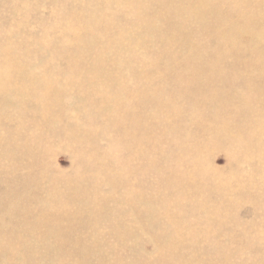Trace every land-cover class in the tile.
Segmentation results:
<instances>
[{
    "label": "rangeland",
    "instance_id": "rangeland-1",
    "mask_svg": "<svg viewBox=\"0 0 264 264\" xmlns=\"http://www.w3.org/2000/svg\"><path fill=\"white\" fill-rule=\"evenodd\" d=\"M261 58L264 0H0V264H175L176 257L185 264H264ZM99 59L106 61L104 66ZM94 68L99 72L95 69L93 75ZM102 75L117 83L108 77L103 83ZM23 82L29 83L25 91ZM94 88L101 90L95 94ZM257 94L260 97L254 98ZM137 98L143 118L138 132L153 133L154 143L132 141ZM229 99H239L245 107ZM196 101L202 104L196 107ZM172 106L177 108L173 113ZM124 114L126 121L119 117ZM213 117L219 125L234 118L233 124L245 127L229 123L236 129H228V141L221 130L199 135L198 121L209 124ZM144 149L149 151L147 160L145 154L135 156ZM36 181H42L40 186H34ZM58 219L63 221L57 223ZM44 221L47 225L40 228ZM177 237H182V252L174 255L170 252L176 248L169 240L178 241Z\"/></svg>",
    "mask_w": 264,
    "mask_h": 264
},
{
    "label": "bare ground",
    "instance_id": "bare-ground-1",
    "mask_svg": "<svg viewBox=\"0 0 264 264\" xmlns=\"http://www.w3.org/2000/svg\"><path fill=\"white\" fill-rule=\"evenodd\" d=\"M90 28H91V27H90ZM107 31H108V29H107ZM75 32H76V31H75ZM77 32H79V31H77ZM109 32H110V31H108L107 34L110 35V36H112L111 34H109ZM111 32H112V31H111ZM71 33H72V32H71ZM79 33H80V32H79ZM79 33H78V34H79ZM83 33H85V32H83ZM105 34H106V31H105ZM71 35H72L71 38H73V34H71ZM74 35H75V34H74ZM76 35H77V33H76ZM80 35H81V34H80ZM82 35H83V34H82ZM103 35H104V34H103ZM108 35H106V36H108ZM106 36H105V39L107 38ZM78 37H79V36H78ZM80 37H82V36H80ZM80 37H79L78 39H80ZM90 37H91V36H90ZM108 37H109V36H108ZM114 37H116V36H114ZM75 38H77V36H76ZM110 38H111V37H110ZM107 39L110 40L109 38H107ZM74 40L77 41V39H74ZM112 40H114V39H112ZM120 42H121V41H120ZM107 43H108V42H107ZM118 43H119V42H118ZM97 52H98V51H97ZM92 59H94V58H92ZM258 59H259V58H258ZM258 59H256V60H258ZM263 59H264V58H263ZM263 59L261 58V62L264 61ZM100 60H101V62H104V63L101 64L102 66H104L103 64H105L106 61H104V60L102 61V59H99V61H100ZM115 60H116V59H115ZM115 60H114V61H115ZM262 60H263V61H262ZM13 61H14V60H13ZM15 61H16V60H15ZM88 61L92 62V60H89V59H88ZM99 61H98V62H99ZM116 61H118V60H116ZM123 61H124V60H123ZM125 61H126V60H125ZM255 62H256V61H255ZM74 63H75V62H74ZM76 63H77V62H76ZM79 63H80V62H79ZM124 63H125V62H124ZM263 63H264V62H263ZM263 63H262L261 65H263ZM9 64H10V63H9ZM12 64H13V63H12ZM77 64H78V63H77ZM88 64H89V63H88ZM112 64H113V63H112ZM112 64H111V65H112ZM117 64H118V63H117ZM239 64H241V63H239ZM254 64H255V63H254ZM7 65H8V64H7ZM18 65H19V64H18ZM70 65H71V64H70ZM89 65H90V64H89ZM92 65H93V64H92ZM94 65H95V64H94ZM99 65H100V64H99ZM107 65H108V64H107ZM107 65H106V66H107ZM113 65H114V64H113ZM241 65H243V64H241ZM241 65H240V67H241ZM252 65H253V64H252ZM261 65H260V66H261ZM12 66H13V65H12ZM67 66H68V65H67ZM76 66H77V65H76ZM79 66H80V65H79ZM79 66H77V67H79ZM97 66H98V65H96L95 67H97ZM102 66H101V67H102ZM106 66H105V69H106ZM108 66H109V65H108ZM80 67H82V68H86L85 66H80ZM90 67H91V65L89 66V68H90ZM243 67H245V66H243ZM261 67H262V66H261ZM261 67H259V70H260ZM12 68H14V67H12ZM68 68H69V67H67V69H68ZM82 68H81V69H82ZM89 68H88V70H90ZM98 68H99V67H98ZM98 68H97V69H96V68L93 69V70H94L93 73H92L93 75L96 74L95 69H96V71H97ZM111 68H112V67H111ZM138 68H139V67H138ZM248 68H250V67H248ZM86 69H87V68H86ZM245 69H247V68H245ZM6 70H7V69H6ZM14 70H15V69H14ZM68 70H69V69H68ZM70 70H71V68H70ZM76 70H77V69H76ZM76 70H75V71H76ZM103 70H104V69H103ZM91 71H92V70H91ZM205 71H206V70H205ZM13 72H14V71H13ZM94 72H95V73H94ZM97 72H99V71H97ZM101 72H103V71L101 70ZM104 72H106V71L104 70ZM104 72H103V73H104ZM80 73H81V72H80ZM83 73H84V72H82V74H83ZM87 73H89L88 76H90V72L88 71ZM99 74H100V73H99ZM85 75H86V74H85ZM104 75H105V73H104ZM104 75H102V76L105 77ZM36 76H38V75H36ZM82 76H83V75H82ZM86 76H87V75H86ZM86 76H84V77H86ZM88 76H87L86 78H88ZM102 76H101V78H102ZM147 76H148V75H147ZM16 77H17V76L15 75V78H16ZM44 77H45V76H44ZM84 77H83V78H84ZM91 77H92V76H91ZM95 77L97 78V77H99V75H97V76L95 75ZM107 77H108V76H107ZM107 77L103 78L101 81H103L104 79H107ZM110 77H113V75H110ZM114 77H115V76H114ZM116 77H117V76H116ZM15 78H14V79H15ZM17 78H18V77H17ZM28 78H29V77H28ZM38 78H39V77H38ZM81 78H82V77H81ZM93 78H94V77H93ZM96 78H95V79H96ZM108 78H109V77H108ZM30 79H31V78H30ZM34 79H35V77H34ZM34 79L32 78V81H33ZM98 79H99V78H98ZM110 79H111V78H109V80H110ZM18 80H19V79H18ZM26 80H27V79H26ZM28 80H29V79H28ZM28 80H27V81H28ZM36 80H37V79H36ZM38 80H40V79H38ZM53 80H54V79H53ZM96 80H97V79H96ZM112 80H114V79H111L110 81H112ZM222 80H223V79H222ZM222 80H221V81H222ZM227 80H229V79L227 78ZM16 81H17V80H16ZM21 81H22V80L20 79V82H19V81H18V82H19V83H22ZM42 81H43V80H42ZM46 81H49V83H50V81H52V79L50 80V79H48V77H47V80H46ZM99 81H100V80H99ZM101 81H100V82H101ZM107 81H108V80H107ZM110 81H108V82L110 83ZM118 81H120V80H118ZM215 81H216V80H215ZM34 82H35V81H34ZM43 82H45V81H43ZM104 82H106V81L104 80L103 83H104ZM108 82H107V85L109 84ZM122 82H125L124 79L122 80ZM146 82H147V81H145V83H146ZM217 82L219 83V80H218ZM223 82H225V81L223 80ZM227 82H228V81H227ZM23 83H24V82H23ZM46 83H47V82H46ZM49 83H47L48 86H47V84H46V86L48 87V88H47L48 90H49ZM103 83H102V84H103ZM112 83H117V82L112 81ZM112 83H111V84H112ZM25 84H26V83H24L23 85L25 86ZM33 84H34V83H33ZM35 84H36V82H35ZM39 84H40V82H39ZM105 84H106V83H105ZM105 84H104V85H105ZM146 84L148 85V83H146ZM146 84H145V85H146ZM223 84H224V83H223ZM241 84H242V83H241ZM244 84H245V82H244ZM16 85H17V84H16ZM16 85H15V86H16ZM21 85H22V84H21ZM21 85H20V86H21ZM23 85H22V86H23ZM28 85H29V83H28L26 86H28ZM104 85H103V86H104ZM113 85H115V84H113ZM113 85H111V86H113ZM150 85H151V84H150ZM152 85H153V84H152ZM196 85H197V84H196ZM196 85H195V88H196ZM242 85H243V84H242ZM246 85H247V84H245V87H246ZM26 86H25L24 88H26ZM31 86H32V85H30L29 88H31ZM34 86H35V85H34ZM43 86H45L44 83L42 84V87H43ZM65 86H66V85H65ZM65 86H63V87H65ZM109 86H110V85H108V87H109ZM115 86H116V85H115ZM143 86H144V85H143ZM182 86H183V85H182ZM187 86H188V85H187ZM247 86H248V85H247ZM255 86H256V85H255ZM3 87H4V86H2V88H3ZM51 87H52V86H51ZM51 87H50V88H51ZM104 87H105V86H104ZM104 87H101V88H104ZM108 87H106V88H108ZM144 87L146 88V86H144ZM151 87H153V86H151ZM183 87H184V86H183ZM190 87H192V86H189L188 88H190ZM199 87H200V85H199ZM238 87H239V86H238ZM252 87H254V86H251V88H252ZM2 88H1V89H2ZM21 88H22V87H21ZM24 88H23V89H24ZM27 88H28V87H27ZM27 88L24 89V91L27 90ZM34 88H35V87H34ZM36 88H37V87H36ZM39 88H40V86H39ZM52 88H55V90H56L57 87H52ZM58 88H59V86H58ZM58 88H57V89H58ZM184 88H185V87H184ZM188 88H187V89H188ZM192 88L194 89V84H193V87H192ZM249 88H250V87H249ZM3 89H4V88H3ZM23 89H22V90H23ZM43 89H46V88H43ZM43 89H42L41 91H43ZM59 89H61V87H60ZM97 89H98V88H97ZM97 89L94 88L95 91H94V90H92V91H94V93L96 94V91H98ZM143 89H144V88H143ZM150 89H151V88H150ZM187 89H186V90H187ZM259 89L261 90L262 88H259ZM5 90H6V88H5ZM22 90H21V91H22ZM37 90H38V89H35L36 93H37ZM48 90H47V93H46V94L44 93L45 95L48 94ZM61 90H62V89H61ZM90 90H91V89H90ZM90 90H89V91H90ZM100 90H101V89H100ZM100 90H99V91H100ZM104 90H105V88H104ZM144 90H145V89H144ZM147 90H148V88H147ZM186 90H184V91H186ZM189 90H190V89H188L187 91H189ZM254 90L257 91V90H258L257 87H255ZM30 91H31V89L28 90V92H30ZM44 91H45V90H44ZM44 91H43V92H44ZM99 91H98V92H99ZM102 91H103V90H102ZM108 91H109V90H108ZM135 91H137V90H135ZM148 91H149V90H148ZM148 91H147V92H148ZM151 91H152V90H151ZM195 91H198V90L196 89ZM209 91H210V90H209ZM209 91H208V93H209ZM232 91H233V90H232ZM0 92H3V90L0 91ZM26 92H27V91H26ZM31 92H33V90H32ZM31 92H30V94H31L30 96L33 95ZM55 92L57 93V91H55ZM58 92H61V91L59 90ZM144 92H145V91H144ZM192 92H193V91H192ZM213 92H214V91H213V89H212V94H213ZM228 92H229V91H228ZM228 92H227V93H228ZM263 92H264V91H263ZM4 93H5V92H4ZM41 93H42V92H41ZM41 93H40V94H41ZM89 93H90V92H89ZM89 93H88V94H89ZM151 93H152V92H151ZM216 93H217V92H216ZM216 93H215V94H216ZM231 93H232V92H231ZM231 93L229 92L228 94H231ZM240 93H242V92H240ZM240 93H239V94H240ZM243 93H244V91H243ZM2 94H3V93H2ZM5 94H8V92L5 93ZM5 94H4V96H5ZM26 94H28V93H26ZM90 94H91V93H90ZM92 94H93V93H92ZM92 94H91V95H92ZM95 94H93V95H95ZM98 94L100 95V93H98ZM98 94H97L96 96H98ZM102 94H103V93H102ZM104 94H105V93H104ZM152 94H153V93H152ZM152 94H151V96H150L151 100H153V97H152V96H154V95H152ZM204 94L207 95L206 92H205ZM210 94H211V93H210ZM218 94H219V96H220V95H222L223 93H222V94L218 93ZM218 94H217V95H218ZM232 94H233V93H232ZM244 94L246 95V92H245ZM250 94H251V93H250ZM0 95H1V94H0ZM42 95H43V93H42ZM148 95H149V94H148ZM236 95H237V94L235 93L234 96H236ZM240 95H241V94H240ZM252 95H254V94H251L250 96H252ZM257 95H258V96H257V97L255 96L254 98H259V97L261 96V98L264 99V97L262 96V95H264V94H262V95L257 94ZM259 95H260V96H259ZM18 96H19V95H18ZM35 96H36V94H35ZM59 96H60V93H59ZM102 96H103V95H102ZM102 96H101V98H102ZM105 96H106V95L103 96V99H104ZM114 96H115V95H114ZM212 96H213V97H216V96H214V94H213ZM228 96H229V95H228ZM228 96H227V99H228ZM238 96H239V95H238ZM241 96H242V95H241ZM241 96H239V97H241ZM1 97H3V95H2ZM27 97H28V99L31 98V97H29V95H28ZM27 97H26V98H27ZM99 97H100V96H99ZM106 97H108V96H106ZM140 97H141V98H145V99L148 98V96H147L146 94H142ZM155 97H156V96H155ZM213 97H211V98H213ZM230 97H231V98H230ZM230 97H229V98H230L231 100H233V98L235 99V97H233V98H232V96H230ZM236 97H237V96H236ZM239 97H238V98H239ZM9 98H10V97H9ZM19 98H20V97H19ZM243 98H244V96H242V99H243ZM24 99H25V98H24ZM106 99H107V98H106ZM199 99H200V98H199ZM201 99H203V98H201ZM204 99H205V98H204ZM204 99H203V100H204ZM227 99H226V100H227ZM230 99H229V103L231 102ZM240 99H241V98H240ZM242 99H241V100H242ZM244 99H246V98H244ZM244 99H243V101H244ZM1 100H3V98H2ZM1 100H0V101H1ZM26 100H27V99H26ZM29 100H30V99H29ZM108 100H110V98H108ZM108 100H107V101H108ZM138 100H139V98H137L136 101L133 102V110H134V112H133V117H134V118H133L134 132H133V136L131 137V138H132V141H133L134 144H137V143L142 142L141 140H143V139H144V140H148V141H150V142H153V141H154L153 133H150V134H142V133H139V132H138V127H137V126H139V125L143 122V118H142V116H141L140 113H139V112H140V103L138 102ZM151 100H150V101H151ZM236 100H237V101H236ZM236 100H234V101L237 102V105H238V106L241 105V107H242L243 104H241V102L243 103V101H241L240 104H239V103H238V102H239V99H236ZM247 100H249V99H247ZM250 100H251V99H250ZM261 100H262V99H261ZM52 101H53V100H52ZM113 101H114V99H113ZM148 101H149V100H148ZM153 101H154V100H153ZM155 101H156V100H155ZM157 101H158V100H157ZM206 101H207V99H206ZM234 101H233V103H232V102H231V103L234 104V103H235ZM252 101L254 102V100H252ZM10 102H11V101H10ZM105 102H106V101H105ZM105 102H103V103H105ZM158 102H159V101H158ZM160 102H161L162 104H164L163 101H160ZM213 102H216V101H213ZM244 102H246V101H244ZM46 103H48V102H46ZM49 103H50V102H49ZM191 103H192V105H195L193 102H191ZM217 103H219V102H216V104H217ZM260 103H261V102H260ZM0 104H1V103H0ZM22 104H23V103H22ZM168 104H169V103H168ZM168 104H166V105L168 106ZM170 104H171V103H170ZM196 104H197V101H196ZM201 104H202L201 101H199V104H197L196 107H197L198 105H201ZM203 104H204V103H203ZM219 104H222V103H219ZM254 104H256V103H254ZM262 104H263V103H262ZM48 105H49V104H48ZM101 105H102V106H101ZM101 105H100V106L98 105L99 107L97 106L96 108L98 109V108H101V107L104 106V104H101ZM108 105H109V104H108ZM112 105H114V104H112ZM112 105H111V106H112ZM120 105H121V104H120ZM149 105H150V104H149ZM152 105H154V104H152ZM172 105H173V104H172ZM207 105H208V103H207ZM207 105H206V107H207V110H208V106H209V105H208V106H207ZM210 105H211V104H210ZM212 105H213V104H212ZM248 105H249V104H248ZM257 105H258V104H257ZM105 106H106V103H105ZM167 106H165V107H167ZM216 106H217V105H216ZM231 106H232V105H231ZM235 106H236V105H235ZM258 106H260V105H258ZM115 107H116V106H115ZM152 107H153V106H152ZM157 107L160 108V107H159V104H158ZM170 107H171V106H170ZM172 107H173V106H172ZM174 107H175V106H174ZM174 107L171 108V111H172V109H174ZM196 107H195V108H196ZM202 107H203V105H202ZM202 107L200 108V106H199L200 110H204V109H202ZM206 107H205V108H206ZM241 107H240V108H241ZM243 107H245V105H244ZM243 107H242V108H243ZM109 108L113 110L114 107H109ZM158 108H157V109H158ZM161 108H163V106H162ZM175 108H176V107H175ZM191 108H193V107H191ZM209 108H210V107H209ZM260 108H261V107H260ZM41 109H42V108H40V110H41ZM105 109H107V108L105 107ZM152 109H153V108H152ZM157 109H156V107H155V111H153V112H156ZM176 109H177V108H176ZM220 109H221V108H218V110H220ZM222 109H223V108H222ZM222 109H221V111H222ZM228 109H230V108H228ZM245 109H246V108H245ZM112 110H111V111H112ZM164 110H166V109H164ZM164 110L161 109V110H158V111L160 112V111H164ZM192 110H193V109H192ZM207 110H205V111H207ZM209 110H210V109H209ZM209 110H208V111H209ZM223 110H224V109H223ZM231 110H234V109L231 108ZM237 110H240V109H237ZM237 110H236V111H237ZM158 111H157V112H158ZM174 111H176V110H174ZM174 111H172V113H173ZM181 111H183V110H181ZM205 111H203L202 113L205 114ZM210 111H211V110H210ZM212 111H213V110H212ZM216 111H217V110H216ZM216 111H215V109H214V111L211 112V114L214 113V116H215ZM241 111H242V109H241ZM260 111H261V109H260ZM262 111H264V110H262ZM41 112H43V110H42ZM41 112H40V115H41ZM44 112H45V110H44ZM46 112H47V111H46ZM46 112H45L44 114H46ZM159 112H158V113H159ZM167 112H168V111H167ZM178 112H179V109H178ZM219 112H220V111H219ZM219 112H218V114L221 113V112H220V113H219ZM224 112L226 113V112H228V110H227V111H224ZM234 112H235V110H234ZM248 112H249V111H248ZM3 113H4V111H3ZM187 113H188V111H187ZM197 113H198V112H197ZM200 113H201V111H200ZM225 113H224V114H225ZM230 113H233V112H230ZM238 113H239V112H237V113H235V114L238 115ZM253 113H255V112H253ZM256 113H257V112H256ZM258 113H260V112L258 111ZM156 114H157V113H156ZM180 114H181V113H180ZM180 114H179V115H180ZM204 114H202V116H203ZM216 114H217V113H216ZM243 114H244V113H242V117H243ZM7 115H8V114H7ZM35 115H37V114H35ZM177 115H178V114H177ZM184 115H185V114H184ZM237 115H235V116H236V119H237V118H241V119H243L242 117H237ZM239 115H241V112H240ZM239 115H238V116H239ZM261 115H262V114H261ZM37 116H38V115H37ZM45 116H46V115H45ZM158 116H159V115H158ZM167 116H169V115H167ZM232 116L235 117L234 114H233ZM250 116H251V115H250ZM263 116H264V115H263ZM263 116H262V118H263ZM119 117H121L123 120L126 121V119H124V118H125V114H124V115H121V116H119ZM196 117H197V116H196ZM209 117H210V116H209ZM224 117H225V116H224ZM224 117H223V119H224ZM228 117H229V116H228ZM258 117H259V116H258ZM258 117H257V118H258ZM115 118H116V117H115ZM182 118H183V117H182ZM214 118H215V117H213L212 120H210V118L208 119V120L211 121V122L209 121V122H210L209 124H207V123H206V124H203V123H202L203 120H202L201 122H199L198 120L195 119V121H198V124H199V125L197 126V128H198L199 131H200V132H199V135H205V134L208 133L207 131H210V132L214 133L215 130H221V131H223L224 133L226 132V134H227V135H225V134H220V135H225V136H226V137L223 136V137L227 138L226 141H228V139H231L230 137H229V138L227 137V136H228V132H229V130L232 131V127H234V126L237 127V126H238V125H237L238 123H236V125H235V123L233 124V120H234V118H233L232 121L229 119V120L231 121V122L229 121V123H232V124L234 125V126H232V127H230V125H232V124L229 125V123H228V124L225 123V125H224V123H223L222 125H219L218 123H216L217 121H216V122L214 121ZM216 118L218 119L219 117L216 116ZM221 118H222V117H221ZM225 118H226V117H225ZM230 118H231V117H230ZM253 118H254V117H253ZM258 119H259V118H258ZM2 120H3V118H2ZM35 120H37V119H35ZM192 120H193V117H192ZM200 120H201V119H200ZM220 120H221V119H220ZM220 120H219V123H221ZM253 120H254V119H253ZM256 120H257V119H256ZM263 120H264V119H263ZM263 120H262V121H263ZM17 121H19V120H16V123H17ZM31 121H33V119L30 120L29 122H31ZM37 121H38V120H37ZM42 121H43V120H42ZM105 121H106V120H105ZM107 121H108V120H107ZM112 121H113V120H111L110 122H112ZM159 121H160V120H159ZM163 121H164V119H163ZM163 121H161V123H162ZM187 121H188V120H187ZM193 121H194V120H193ZM204 121H205V122H208L207 120H204ZM212 121H213V122H212ZM223 121H224V120H223ZM254 121H255V120H254ZM260 121H261V119H260ZM262 121H261V122H262ZM2 122H3V121H2ZM4 122H5V120H4ZM19 122H21V121H19ZM40 122H41V121H40ZM43 122H44V121H43ZM114 122H115V120H114ZM169 122H170V121H169ZM169 122H168V125L170 124ZM179 122H180V120H179ZM185 122H186V121H185ZM246 122H247V121H246ZM246 122H244L243 125H244ZM21 123H22V122H21ZM33 123H35V122H33ZM33 123H32V124H33ZM37 123H38V122H36V124H37ZM106 123L108 124L109 122H106ZM106 123H105V124H106ZM165 123H166V122H165ZM182 123H183V122H182ZM193 123H194V122H193ZM196 123H197V122H196ZM196 123H195V124H196ZM211 123H212V124H211ZM241 123H242V122H241ZM22 124H23V123H22ZM22 124H21V127H22ZM32 124H31V125H32ZM107 124H106V125H107ZM111 124H112V123H111ZM113 124H114V123H113ZM115 124H116V123H115ZM189 124H191V121H190ZM239 124H240V122H239ZM257 124H258V123H257ZM1 125H2V124H1ZM18 125H19V124H18ZM24 125H25V124H24ZM28 125H29V124H28ZM34 125H35V124H34ZM109 125H110V124H109ZM171 125L174 126V123H173V124L171 123ZM171 125H170V127H172ZM178 125H179V124H178ZM178 125H177V127H178ZM185 125H186V123H185ZM185 125H183V126H185ZM192 125H193V124H192ZM218 125H219V126H218ZM261 125H262V124H261ZM107 126H108V125H107ZM161 126H162V124H161ZM166 126H167V123H166ZM186 126H188V125H186ZM228 126H229V127H228ZM240 126H241V125H240ZM240 126H238V127L240 128ZM21 127H20V128H21ZM115 127H116V126H115ZM179 127L181 128V126H179ZM238 127H237V128H238ZM241 127H242V126H241ZM244 127H245V126H244ZM244 127H242V129H244ZM253 127H254V126H253ZM262 127H263V126H262ZM111 128H112V125H111ZM165 128H167V127H165ZM189 128H190V127H189ZM234 128H235V127H234ZM255 128H256V127H255ZM0 129H1V128H0ZM139 129H140V128H139ZM186 129H187V128H186ZM186 129H185L184 132L188 131V130H186ZM228 129H229V130H228ZM235 129H236V128H235ZM240 129H241V128H240ZM253 129H254V128H253ZM256 129H257V128H256ZM168 130H169V133H172V134H173V132H170V129H168ZM191 130H193V129H191ZM191 130H189V131H191ZM245 130H246V129H245ZM254 130H255V129H254ZM254 130H252V131H254ZM258 130H261L260 127H259V129H257V132H258ZM165 131H166V130H165ZM173 131H174V130H173ZM176 131H177V130H176ZM195 131H196V129H195ZM195 131L193 130V133H194ZM231 131H230V132H231ZM239 131H240V130H239ZM239 131H237V132H239ZM167 132H168V131H167ZM177 132H178V131H177ZM216 132H217V131H216ZM216 132H215V133H216ZM223 132H222V133H223ZM233 132H234V130H233ZM233 132H232V135L230 134V136H233V135H234L235 132H234V133H233ZM237 132H236V133H237ZM240 132H241V131H240ZM257 132H256V133H257ZM1 133H2V132H1ZM23 133H25V132H23ZM157 133H158V132H157ZM178 133H179V132H178ZM195 133H196V132H195ZM219 133H220V132H219ZM246 133H247V132H246ZM252 133H253V132H252ZM252 133H251V134H252ZM260 133H263V131H261ZM260 133H259V135H260ZM39 134H40V133H39ZM121 134H122V133H121ZM124 134H125V133H124ZM139 134H142V135H139ZM164 134H165V133H164ZM174 134H175V133H174ZM182 134H183V133H182ZM182 134H180V135L178 136L179 141H182V139L179 138ZM216 134H217V133H216ZM22 135H23V134H22ZM127 135H129V134H127ZM166 135H167V134H166ZM192 135H193V134H192ZM207 135H208V134H207ZM247 135H248V134H247ZM253 135H254V133H253ZM261 135H262V134H261ZM23 136H24V135H23ZM36 136H37V135H36ZM36 136H35V138H36ZM154 136H155V135H154ZM185 136L188 137L187 134H186ZM215 136L217 137V135H215ZM237 136H238V137H239V136L241 137L242 134H240V135H239V134H238V135L236 134V137H237ZM255 136H256V135H255ZM263 136H264V134H263ZM263 136H262V137H263ZM120 137H121V136H120ZM123 137H124V139H125L126 136H123ZM129 137H130V136H129ZM176 137H177V136H176ZM204 137H205V136H204ZM211 137H212V136H211ZM221 137H222V136H221ZM249 137H252V136H249ZM256 137H257V136H256ZM17 138H18V136H17ZM38 138H39V137H38ZM118 138H119V137H118ZM118 138H117V140H118ZM166 138H167V137H166ZM166 138H165L164 142L166 141ZM181 138H182V137H181ZM194 138H195V137H194ZM201 138H202V137H201ZM218 138H219V137H218ZM245 138H246V137H245ZM23 139H24V138H23ZM127 139H128V138H127ZM127 139H126V140H127ZM156 139H157V138H156ZM168 139H169V138H168ZM174 139H176V138L174 137ZM185 139H186V138L184 137V140H185ZM189 139H190V138H189ZM192 139H193V137H192ZM192 139H190V140H192ZM202 139H203V138H202ZM210 139L212 140V138H210ZM210 139H209V140H210ZM219 139H220V138H219ZM253 139H254V138H253ZM257 139H258V138H257ZM257 139H256V140H257ZM262 139H263V138H262ZM120 140H121V138H120ZM126 140H125V141H126ZM207 140H208V139H207ZM213 140H214V138H213ZM213 140H212V142H213ZM216 140H217V141H222V140H224V139L218 140V139L216 138L215 141H216ZM239 140L241 141V139L238 138V141H239ZM244 140H245V139H244ZM250 140H251V139H250ZM258 140H259V139H258ZM258 140L256 141L257 143H258ZM260 140H261V138H260ZM3 141H4V140H3ZM156 141H157V140H156ZM203 141H204V140H203ZM226 141H224V142H226ZM236 141H237V140H236ZM236 141H235V142H236ZM240 141L238 142V144L240 143ZM117 142H118V141H117ZM128 142H129V141H128ZM166 142H167V141H166ZM193 142H194V141H193ZM207 142H208V141H207ZM224 142H223V143H224ZM229 142H230V141H229ZM233 142H234V141H233ZM242 142H243V141H242ZM248 142H249V141H248ZM259 142H261V141H259ZM133 143L130 142L131 145H132ZM142 143H143V142H142ZM142 143H141V145H142ZM145 143H146V141H145ZM147 143H149V142H147ZM153 143H154V142H153ZM160 143H161V142H160ZM170 143H171V142H170ZM209 143H211V142H209ZM214 143H215V142H214ZM250 143H252V142H250ZM124 144H125V143H124ZM155 144H156V143H155ZM167 144L169 145V143H167ZM179 144H180V143H179ZM193 144H195V143H193ZM212 144H213V143H212ZM228 144H229V143L227 142V145H228ZM235 144H237V142H236ZM125 145L127 146V144H125ZM137 145H138V144H137ZM143 145H144V143H143ZM168 145H167V146H168ZM195 145H197V144H195ZM198 145H199V144H198ZM198 145H197V146H198ZM202 145H203V144H202ZM207 145H208V144H207ZM227 145H226V147H227ZM128 146H129V145H128ZM147 146H148V145H147ZM154 146H156V145H154ZM157 146H158V145H157ZM157 146H156V148H157ZM169 146H172V144L169 145ZM191 146H192V145H191ZM214 146H215V145H214ZM218 146H219V145H218ZM222 146H223V145H222ZM224 146H225V145H224ZM254 146L256 147L255 144H254ZM139 147H140V145H139ZM145 147H146V146H145ZM159 147H161V146H159ZM164 147H165V146H164ZM203 147H204V146H203ZM228 147H229V146H228ZM260 147H261V145L259 146V148H260ZM137 148H138V147H137ZM150 148H152V147H150ZM162 148H163V145H162ZM162 148H160V149H162ZM165 148H166V147H165ZM192 148H193V147H192ZM195 148H196V147H195ZM201 148H202V147H201ZM216 148H217V147H216ZM259 148H258V149H259ZM263 148H264V147H263ZM1 149H2V148H1ZM1 149H0V150H1ZM141 149H142V148H141ZM152 149H153V148H152ZM152 149H150V150H152ZM163 149H164V148H163ZM166 149H167V148H166ZM176 149H178V148H176ZM186 149H187V148H186ZM198 149H199V148H198ZM255 149L258 151L257 148H255ZM261 149H262V148H260L259 152L261 151ZM148 150H149V148H148ZM148 150H147V149H144V150H141V151H138V150H137V151H135V153L138 152V155L136 154L135 156H137V157L140 158V157H142V156L144 157V156L146 155V156H145V159L147 160V158H148V157H147V154L149 153ZM153 150H156V149H153ZM172 150H174V149H172ZM178 150H179V149H178ZM178 150H177V151H178ZM199 150H200V149H199ZM199 150H198V151H199ZM145 151H146V152L148 151V153L146 154ZM168 151H169V149H168ZM177 151H176V152H177ZM179 151H181V150H179ZM190 151H191V150H190ZM190 151H189V153L191 154ZM198 151L196 150L197 153L200 152V151H199V152H198ZM202 151H204V150H202ZM94 152H95V154H96V151H94ZM141 152L143 153L142 155L139 154V153H141ZM156 152H157V151H156ZM164 152H165V149H164ZM169 152H170V151H169ZM193 152H194V151L192 150V153H193ZM254 152H255V151H254ZM259 152H257V154H255V155H258ZM261 152H263V153H260V155H261V154L264 155V151H261ZM92 153H93V152H92ZM98 153H99V152H98ZM150 153H152V151H151ZM178 153H179V152H178ZM178 153H177V154H178ZM181 153H182V151H181ZM185 153H186V152H185ZM185 153H183V154H185ZM189 153H188V154L186 153V155H189ZM204 153H205V152H204ZM252 153H253V152H252ZM93 154H94V153H93ZM99 154H100V153H99ZM144 154H145V155H144ZM162 154H166V153H162ZM162 154H161V155H162ZM171 154H172V153H171ZM253 154H254V153H253ZM96 155H97V154H96ZM139 155H140V156H139ZM173 155H174V154H173ZM191 155H192V154H191ZM263 155H261V156L263 157ZM148 156H149V155H148ZM175 156H176V155H174V157H175ZM192 156H193V155H192ZM146 157H147V158H146ZM153 157H154V156H153ZM156 157H157V156H156ZM161 158H162V156H161ZM175 158H176V157H175ZM177 159H178V157H177ZM177 159H176V160H177ZM154 161H155V160H154ZM154 161H153V162H154ZM154 163H155V162H154ZM156 163H157V162H156ZM158 164H159V163H158ZM26 165H27V164H26ZM159 166H160V165H159ZM154 167H155V166H154ZM156 167H158V166H156ZM0 168H1V167H0ZM3 168H4V167H3ZM26 168H27V166H26ZM124 168H125V167H124ZM128 168H129V167H128ZM5 169H6V168H5ZM176 169H177V168H175V172H176ZM28 170H29V169H28ZM5 171H7V170H5ZM26 171H27V170H26ZM177 171H178V170H177ZM172 172H174V171L172 170ZM179 172H180V171H179ZM179 172H178V173H179ZM2 173H3V172H2ZM29 173H30V172H29ZM169 173H170V172H169ZM174 174H175V173H174ZM181 174H182V173H181ZM181 174H179V175L181 176ZM10 175H11V174H10ZM179 175L177 176V179H178ZM60 176H61V175H60ZM162 178H163V177H162ZM181 178H182V176H181L180 179H178V180L181 181ZM164 179H165V178H164ZM42 180H43V179H42ZM169 180H170V179H169ZM174 180H176V179H174ZM174 180H173V181H174ZM178 180H176V181H178ZM122 181H123V180H122ZM159 181L161 182L160 179H159V180H156V183H160ZM41 182H42V181H36V182H34V186H36V187L40 186ZM119 182H121V181H119ZM124 182L126 183V180H124ZM169 182H170V181H169ZM174 182H175V181H174ZM111 183H112V182H111ZM129 183H130V182H129ZM138 183H139V181H138ZM146 183H147V182H146ZM152 183H153V182H152ZM164 183H165V180H164ZM164 183L162 182V184H164ZM112 184H113V183H112ZM153 184H154V183H153ZM167 184H168V183H167ZM127 185H129L128 182H127ZM139 185H140V184H139ZM156 185H159V184H156ZM122 186H124V185L122 184ZM153 186H154V185H153ZM168 186H170V185H168ZM93 188H95V187H93ZM121 188H122V187H121ZM159 188H160V186H159ZM162 188H163V187H162ZM124 189H125V188H124ZM156 189H157V188H156ZM160 189H161V188H160ZM94 191H95V190H94ZM93 194H94V193H93ZM176 195H177V194H176ZM176 195H175V196H176ZM93 197H95V196H93ZM93 197L91 198L92 200H93ZM171 197H172V196H171ZM95 198H96V197H95ZM172 198H174V197H172ZM97 199H98V198H96V200H97ZM114 199H115V198H114ZM96 200H95V201H96ZM101 200H103V199H101ZM117 200H118V199H117ZM119 200H120V199H119ZM119 200H118V201H119ZM122 200H125V199H122ZM122 200H121V201H122ZM104 201H105V200H104ZM108 201H110V200L108 199ZM115 201H116V199L114 200V202H115ZM168 201H169V200H168ZM170 201H171V200H170ZM170 201H169V202H170ZM173 201L175 202V199H174ZM160 202H161V204H162V201H160ZM163 202H164V201H163ZM169 202H168V203H169ZM96 203H97V202H96ZM100 203H101V202H100ZM105 203H106V202H105ZM164 203H165V202H164ZM164 203H163V204H164ZM172 203H173V202H172ZM172 203H171V204H172ZM103 204H104V203H103ZM156 204H157V203H156ZM166 204H167V203H166ZM99 205H100V204H99ZM167 213H168V212H167ZM163 214L166 215V212L163 213ZM40 215H41V214H40ZM46 215H48V214H46ZM167 215H169V213H168ZM167 215H166V216H167ZM26 216H27V215H26ZM29 216H31V215L29 214ZM42 216H43V214L41 215V217H42ZM160 216H161V215H160ZM174 216H175V215H174ZM8 217H9V216H8ZM41 217H40V218H41ZM44 217H46V216H44ZM44 217H43V218H44ZM59 217H60V216H59ZM169 217H170V216H169ZM24 218H25V216H24ZM49 218H50V217H49ZM55 218H57V217H55ZM47 219H48V218H47ZM47 219H45V220L47 221ZM62 219H63V218H62ZM62 219H60V220H62ZM165 219H166V218H165ZM10 220H11V217H10ZM50 220H51V219H50ZM60 220L58 219V220H56V222L59 223ZM40 221H42V219H41ZM48 221H49V220H48ZM54 221H55V220H54ZM58 221H59V222H58ZM62 221H63V220H62ZM49 222H50V221H49ZM119 222H120V221H119ZM119 222H117V223H119ZM39 223H41V222H39ZM39 223H38V224H39ZM44 223H46V222L44 221ZM61 223H62V222H61ZM117 223H116V224H117ZM120 223H121V222H120ZM166 223H167V222H166ZM166 223H165V224H166ZM171 223H172V222L170 221V225H171ZM32 224H34V223H32ZM62 224H63V223H62ZM177 224H178V223H177ZM39 225H40V224H39ZM39 225H38V227H39ZM45 225H47V223H46V224H43V222H42V226H40V228H42V227L44 228ZM59 225H61V224H59ZM63 225H64V224H63ZM114 225H115V224H114ZM120 225H121V224H120ZM168 225H169V223H168ZM170 225H169V226H170ZM175 225H176V224H175ZM32 226H33V225H32ZM172 226H173V225H171V227H172ZM177 226H178V225H176V227H177ZM38 227H37V228H38ZM47 227H48V226H47ZM35 228H36V227H35ZM187 228H188V226H187ZM56 229H57V228H56ZM94 229H95V228H94ZM172 229H173V227H172ZM174 229H175V228H174ZM174 229H173L171 232L175 234V230H174ZM95 230H96V229H95ZM178 230H180L179 227H178ZM42 231H43V230H42ZM58 231H59V230H58ZM58 231L56 230V231H55V234H57ZM167 231H168V230H167ZM173 231H174V232H173ZM188 231H190V230H188ZM43 232H44V231H43ZM45 232H46V230H45ZM92 232L94 233V231H92ZM97 232H98V231H97ZM97 232H96V233H97ZM157 232L159 233V231H157ZM160 232H161V231H160ZM190 232H191V231H190ZM190 232H189V233H190ZM193 232H195V231H193ZM40 233H41V232H40ZM96 233H95V235H96ZM179 233H180V232H179ZM61 234H63V233H61ZM70 234H72V233H70ZM159 234H160V233H159ZM177 234H178V232H177ZM186 234H187V233H186ZM57 235H58V237L60 236L59 232H58ZM63 235H64V234H63ZM90 235H91V234H90ZM90 235H89L88 237H90ZM95 235H94V236L92 235L91 237H92V238H93V237L95 238ZM100 235H101V234H100ZM179 235H181V233H180ZM188 235H189V234H188ZM259 235H260V234H259ZM50 236H51V235H50ZM53 236H55V235L53 234ZM64 236H65V235H64ZM98 236H99V235H98ZM102 236H103V235H102ZM172 236H175V235H172ZM58 237H57V238H58ZM61 237H62V235H61ZM61 237H60V238H61ZM179 237H180V236H179ZM71 238H74V237L72 236ZM71 238H70V239H71ZM85 238H86V237H85ZM85 238H84V239H85ZM100 238H101V236H99V239H100ZM102 238H105V237H102ZM102 238H101V239H102ZM174 238H175V237H173V239H174ZM177 238H178V237H177ZM53 239H56V238H53ZM67 239H69V237H67ZM75 239H77V238L75 237ZM78 239H79V238H78ZM78 239H77V242H78ZM80 239H81V238H80ZM80 239H79V240H80ZM82 239H83V238H82ZM88 239H89L90 241L92 240L91 238H88ZM97 239H98V237H97ZM97 239H96V240H97ZM105 239H106V238H105ZM178 239H179V238H178ZM188 239H189V238H188ZM72 240L74 241V239H72ZM94 240H95V239H94ZM171 240H172V239H171ZM181 240H182V237H181L178 241H177V240H176V241H175V240H174V241H170V240H169V242H170L171 244L173 243V245H175V248H176V250L174 249L175 252H170L171 254L178 255V254H180V252H182V251L180 250V245H182ZM80 241H81V240H80ZM85 241H86V240H85ZM85 241H84V242H85ZM101 241H103V240H101ZM104 241H105V240H104ZM189 241H190V240H189ZM256 241H257V240H256ZM259 241H260V240H259ZM259 241H258V242H259ZM93 242H95V241H93ZM99 242H100V240H99ZM169 242H168V245H169L170 248H172V247L170 246V243H169ZM185 242H186V241H185ZM249 242H250V241H249ZM80 243H81V242H80ZM88 243H89V242H88ZM101 243H102V242H101ZM164 243H166V242H164ZM186 243H187V242H186ZM189 243H190V242H189ZM251 243H252V242H251ZM251 243H249V244H251ZM75 244H76V241H75ZM78 244H79V243H78ZM97 244H98V242L96 243V245H97ZM80 245H82V244H80ZM80 245H76V246H80ZM158 245H159V244H158ZM168 245H167V244H166V245L163 244L162 246H167V247H168ZM183 245H185V244H183ZM254 245H255V244H254ZM258 245H259V243L257 244V246H258ZM185 246H186V245H185ZM244 246H246V244H244ZM80 247H81V246H80ZM90 247H91V246H89V248H90ZM96 247H97V246H95V248H96ZM157 247H158V246H157ZM167 247H165V248H167ZM177 247H178V248H177ZM187 247H188V244H187ZM187 247H184V246H183V247H181V248H185L184 251L189 252L190 249L188 250ZM247 247H248V245H247ZM247 247H246V248H247ZM162 248H164V247H162ZM173 248H174V246H173ZM173 248H172V249H173ZM189 248H190V247H189ZM241 248H243V246H242ZM252 248H253V247H252ZM255 248H256V247H255ZM260 248H261V247H260ZM112 249H114V248H112ZM158 249H159V247H158ZM160 250H161V247H160ZM164 250H165V249H164ZM168 250H169V249H168ZM105 251H107V250H105ZM105 251H103V253H104ZM237 251H238V250H237ZM247 251H248V250H247ZM162 252H163V251H162ZM245 252H246V251H245ZM103 253L101 254L102 256H103ZM107 253H108V252H107ZM159 253H161V252H159ZM165 253H166V251H165ZM104 254L106 255V252H105ZM110 254H111V253H110ZM161 254H164V252L161 253ZM161 254H160V255H161ZM104 257H105V256H104ZM158 257H160V256L158 255ZM102 258H103V257H102ZM102 258H101V260H102ZM106 258H108V256H106ZM106 260H107V259H106ZM106 260H105V262H107ZM155 260H159V259H154V261H155ZM173 260L175 261V264H185V259H180V257L173 258L172 261H173ZM193 260H194L193 258H191V259H189V260H186V263L189 262V261H193ZM103 261H104V260H103ZM174 261H173V262H174ZM146 262H147V261H146ZM119 263H120V262H119ZM147 263L149 264L150 261L147 262ZM147 263H146V264H147ZM154 263H156V261H155ZM98 264H99V263H98ZM115 264H118V262L115 263ZM150 264H151V263H150ZM156 264H157V263H156Z\"/></svg>",
    "mask_w": 264,
    "mask_h": 264
}]
</instances>
